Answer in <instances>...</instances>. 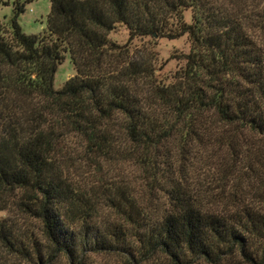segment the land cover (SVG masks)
<instances>
[{
	"label": "trees",
	"instance_id": "16d2710c",
	"mask_svg": "<svg viewBox=\"0 0 264 264\" xmlns=\"http://www.w3.org/2000/svg\"><path fill=\"white\" fill-rule=\"evenodd\" d=\"M30 1L0 25V213L39 221L48 253L0 219V264H264V0H49L28 36ZM182 38L161 77L151 43ZM107 166L138 172L139 192L91 195Z\"/></svg>",
	"mask_w": 264,
	"mask_h": 264
},
{
	"label": "rangeland",
	"instance_id": "374dc122",
	"mask_svg": "<svg viewBox=\"0 0 264 264\" xmlns=\"http://www.w3.org/2000/svg\"><path fill=\"white\" fill-rule=\"evenodd\" d=\"M24 0H0V25L9 27L14 16L16 4H22ZM50 12L49 0H31L24 5V11L17 18V23L25 35H41L47 26V16ZM110 38L118 45H124L128 41V33L118 28ZM147 42V41H145ZM135 45H137L134 42ZM152 49L156 59L157 74L161 77L173 74L182 64V56L189 52V44L186 38L177 41L158 40L152 42ZM74 76V69L68 58H66L57 68L54 76L53 87L55 90H60L65 82ZM102 173H88L86 181L94 188L91 193L96 197H103L104 191L109 190L112 186H122L126 184L136 193L139 192L140 182L137 177L138 172L129 166L109 167L103 169ZM88 178V180H87ZM198 179L201 182L205 180L203 176L199 175ZM108 192H105L107 195ZM100 220L106 222L112 218L107 208H100ZM0 219H8L9 222L22 231L34 233L35 239L43 252H47V246L41 229L39 228V221L22 215L20 211H5L0 213ZM49 255V254H47ZM46 264H70L66 259L58 256L45 257ZM37 263V262H36ZM79 264H127L125 259L118 254L108 255H88L84 257Z\"/></svg>",
	"mask_w": 264,
	"mask_h": 264
}]
</instances>
